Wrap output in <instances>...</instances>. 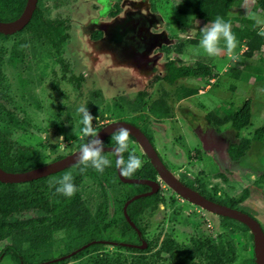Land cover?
<instances>
[{
  "label": "rangeland",
  "instance_id": "1",
  "mask_svg": "<svg viewBox=\"0 0 264 264\" xmlns=\"http://www.w3.org/2000/svg\"><path fill=\"white\" fill-rule=\"evenodd\" d=\"M53 2V0H44V5L52 7ZM125 2L126 7H128L129 0H125ZM175 4V0H155L157 15L162 18L164 23L162 28L165 29L170 39L167 42L168 47L162 48L164 52H162L159 60L161 62L160 66L171 60H176L178 66H196L197 63H203L212 67L209 75L201 77L200 80L195 77L179 79L175 85H171L162 77H159L161 78L159 80L157 79V75H164L165 69L159 70L157 66L151 67L142 59L136 64L131 62L132 64L128 65L124 61L126 60L124 56V60L123 58H116V55L110 51L106 44L98 42L97 46H89L86 49V52L89 53L87 57L95 67L101 66L106 69L113 68L114 70H109V72L102 75V78L97 79L96 76L92 77L91 72L85 67L80 68L78 61L74 66H70L68 63L70 54H66L68 58L65 59L59 49L56 50L43 37L41 40H34L32 47L29 46L27 51L23 46L25 51H23V54L28 55V60L31 59V62L36 60L40 66L33 70L34 73L27 72L29 80L34 81L32 85L29 83L31 88L28 90V92L30 91L28 98L25 99L26 92L19 91V94L15 95L16 99L10 100L12 107H9V111L14 115L15 121L0 119V125L11 134L9 138L17 144L34 150L41 163L47 164L76 151L83 142L81 133L83 127L81 124L82 115L78 112L79 107H88L89 112L96 118L93 120V127L97 128L101 126L100 124H106L108 120L119 118L117 107L121 104V100L127 106L128 100L133 101L137 98L136 94L138 92L147 90L149 93V99H147L152 102L165 90L171 95L169 98L170 117L158 121L147 114L150 118L147 123L149 129L137 120H134V122L147 133H152V136L148 134L152 137L159 154L169 165L172 172L175 175L191 173L201 183H207L218 191L221 190V193L223 191V194L225 192L231 193L232 198L239 196L246 187L255 188L264 194V178L262 177L264 174V142L258 141V144H256L258 150L254 149L252 153L243 158L241 163L235 155L234 159L237 165L242 168L248 166L250 169H245L242 173L238 171L231 173V179L225 182L216 175L222 168L211 158V155L202 153V144L193 133L192 126L178 113L180 106L193 109L198 114L203 115L197 122L202 120L201 123L204 125L206 121L204 115L209 112L213 111L222 115L225 112L228 113L230 106L241 109L245 102L251 99L254 113L251 124L245 128L241 137L253 136L255 131L264 125V78L259 77L257 72L259 70H255V68H260V65L264 67V62L260 61V57L264 58V50L256 51L254 56L247 57L245 53L247 51V45H245L247 41H238L235 54L238 55L239 59L235 62L229 59L226 50L218 57L207 56L199 45L203 29L205 26L210 25L194 16L179 14L175 10ZM255 6L257 5L254 0H238L230 11V20L242 28L245 27L243 21L253 19L252 17L255 16L262 21L260 24L263 26L264 12L259 11L257 13L254 9ZM51 12L55 13L56 11L52 10ZM255 25H259L257 21ZM249 36L250 38L254 36L252 30L249 32ZM20 39L21 35L7 38L0 36V55L4 57L2 64L5 63V66L11 55V46ZM180 44L184 46L183 52L177 53L176 48ZM41 45H44V47ZM221 46H224L223 41H221ZM62 53H64L63 50ZM242 65L246 68L245 72H250L252 77L249 81L250 84H245L241 80H234L231 78L233 76L229 75V69L240 68ZM141 67L146 70L141 69ZM81 69L87 70L85 78L90 82L88 85L80 87L84 78L80 77V79L82 78L80 80L75 77V81L67 80V83L71 84V87H68L66 91L68 95L64 94L63 91L56 92L53 81L56 85L55 83L64 74L67 77L72 76L73 70L81 75ZM224 69L226 71H223ZM5 70L10 79L15 78V70L10 65ZM5 70H3V73ZM46 71H50V73L46 74ZM95 71L97 72V70ZM4 78L5 75H3V86L7 90V82L4 81ZM93 80H96V85L91 84ZM180 86L194 89L197 93L190 98L179 99L177 89ZM208 86L211 87L207 89ZM200 90L202 92L198 93ZM95 92H99V95H96ZM127 108L129 109V105ZM185 112L188 113V111ZM133 114V112H130L128 118H132ZM124 117H127V115ZM227 127L229 126L225 128ZM61 136L63 142L58 139ZM233 140L234 138H231V141ZM135 143L133 142L130 145V149L141 158L144 153L139 145ZM107 158L111 160L112 155L108 154ZM67 170L68 168L50 175L52 178H49L40 189L41 195L46 196L51 184L65 174H69ZM36 190L38 191V188ZM106 191L109 192L110 198H112L111 201L107 198ZM159 192V207L151 213L147 210L141 216L142 225L146 230L145 235L150 240L148 251L130 250L122 248L120 245L102 243V246L86 251L81 256L66 257L62 260L64 264H172V257L168 252L157 254L162 250L164 243L169 241L175 242V245L172 246L171 244L174 252L177 251V244L190 248H196L199 245L198 248H200L201 253L193 256L196 264H210V261L213 263L215 258L211 256L226 243L232 246V253L230 256L223 258V264H244V260L251 256L253 240L249 235H244L243 232L237 229L226 228L224 226L225 221L221 217L211 215L197 206L195 207L178 199L177 195L165 184H162ZM134 193H136L135 187L122 186L117 182L110 188L107 184H100L98 179L87 172L79 180L78 196L84 206L92 213L98 211L101 206L107 208L108 221L116 219L121 223L120 207L122 200ZM237 208L250 214V211L244 207L238 205ZM19 217L22 222L37 218L36 210L29 208ZM100 224L103 227L105 223L101 222ZM39 225L41 224L36 222L35 227ZM13 230L12 225L0 224V253L5 252L6 247L11 246L10 238L4 235ZM97 236L96 239L122 238L117 230L103 231ZM54 238L51 245H43L33 251H28L29 245L25 244L23 248L27 254L25 261L32 263L46 261L51 257H63L68 252H73L86 245L87 241L92 239V233L83 236L84 239L82 240L73 236L69 237L64 232L56 233ZM131 238V233L123 237L126 240H131ZM12 256L11 252H5L0 264H15L16 261Z\"/></svg>",
  "mask_w": 264,
  "mask_h": 264
},
{
  "label": "trees",
  "instance_id": "2",
  "mask_svg": "<svg viewBox=\"0 0 264 264\" xmlns=\"http://www.w3.org/2000/svg\"><path fill=\"white\" fill-rule=\"evenodd\" d=\"M237 1L238 0H175V10L181 15L194 16L208 25H211L217 16L222 17L226 22L231 24V31L235 34L239 42L247 41V43H245L247 45V51L245 53L247 57H252L256 51H262L264 49V36L258 34L263 29L262 24L255 25L256 20L254 19L243 21L245 23V27L242 28L236 23H233L229 18V14L232 7L236 5ZM254 1L257 5L255 6L256 8H254L255 11L257 13L259 11L264 12V0ZM25 3L26 0H0V20L10 21L17 18V16L21 14ZM41 16L42 10L39 5L35 10L32 19L29 21V24L26 26V29L36 35H39L40 33L43 34L51 30L52 28L48 23L42 22ZM253 25L255 26L253 27ZM251 30L254 33L252 38L249 36V32ZM52 37L53 34L51 35V38ZM192 42L195 43L196 41ZM183 47L184 46L180 44L178 48H176L177 53H182ZM14 50V53L21 54V45H16ZM261 60L264 61V58L262 57ZM211 69L212 67L210 65L208 66L203 63H197L196 66H178L176 60H171L166 64L165 73L162 76V79L171 85H175L179 79L189 77L201 78L205 75H209ZM233 70L234 69H231L229 71V75H231V73L233 74ZM259 73H264V67L262 65H260ZM196 93L197 92L194 89L182 88L181 86L177 89L179 99L189 98ZM96 95H99V93ZM170 96V93L164 90L158 98L149 102L148 91L141 90L137 98L133 101L128 100L127 106L129 105V109L126 106V103L121 100V104L117 107V115L119 117H123L128 115L130 112H133L140 113L138 115L143 118H147L145 115L149 114V116L155 117L159 120L167 119L171 115V107L169 103ZM252 106L253 102L249 99L245 102L241 109H235L234 106H230L231 108L228 113L225 112L224 114L219 115L212 111L205 115V119L208 125L218 132H220L223 127L229 126L230 129L236 131L238 134L241 130L247 128L251 124ZM142 112L147 113L143 114ZM138 115L133 116L131 118L132 121L130 122L135 123L134 120L139 121ZM0 119H11V121H15L14 117L10 115V111L4 107L3 103H0ZM100 129L101 126L95 128L97 132ZM10 136V132H7L4 127L0 125V166L4 170L8 172H25L43 165L34 150H30L28 147L15 143L11 138H9ZM148 136L152 142L153 140L151 136ZM236 138H238L239 142L231 146L230 155L233 159L235 155H237V159L241 161L249 153H252L254 149L258 150V148H256L258 141L264 142V125L258 128L253 136H250V138L239 139V136ZM129 139L130 145L133 142L135 143V139L132 136H130ZM86 140L87 138H83V142L81 144L85 143ZM104 145L116 146L115 141L112 139V135L106 139ZM103 155L107 157L108 153L104 152ZM123 156L124 159L127 160L128 152H125ZM60 158L62 157H59L56 160ZM140 159L143 161V166L137 170L134 175L127 178L157 179V171L151 165L147 156L142 154ZM111 161L112 166L106 168L102 174L98 173L91 167L82 173L80 169L83 165L80 163L69 167L67 171H69V173L73 176V183L77 187L76 194L71 198L55 194V187H51L46 196L41 195L40 189L49 178H52L51 176L19 184L3 183L0 181V224H8L14 227L13 231L4 235L8 236L12 242L11 246L7 247V252H11L10 249H13L18 254H21V252L24 251L23 248L25 244H28L29 250L32 251L37 247L39 249L43 245H51L55 239L54 235L62 232L66 233L69 237L73 236L79 240L84 239L83 236L92 233L91 240L94 241L98 238L97 234H101L103 231L117 230L124 237L129 233H133L134 237L138 239L137 232L129 224L123 214V206L127 200L136 194L147 192L149 187L146 185L123 183L117 174V168L115 166L116 159L114 154L112 155ZM86 172L98 179L100 184H107L110 188H112L117 182L122 186L136 188V193L129 195L122 200L120 207V215L122 219L121 223H119L116 219L111 221L107 220V208L105 209L101 206L98 211L92 213L84 206L78 196V186L80 177ZM115 180H117V182H115ZM36 188H38V191ZM249 193L250 191L248 189H244L239 197L231 199L229 206L237 208L238 205L249 196ZM106 195L111 201L112 198H110L108 191H106ZM111 203L114 204L113 202ZM159 203L160 196L158 192L148 197H141L133 201L128 206L127 213L131 221L134 222L143 235L146 230L142 225L141 216L144 215L147 210H149L150 213L156 210L159 207ZM29 208L36 210L37 218L22 222L19 216L23 212L28 211ZM220 217L223 221H225L224 226L226 228L230 227L233 230H240L244 235H249V237L253 239V235L250 233V230L246 225L228 217ZM36 222L41 225L35 227ZM47 222L48 224H46ZM101 222L105 223L103 227L100 224ZM108 239L121 240L125 242L131 241L128 239H117L111 237H108ZM91 240L87 241V243L91 242ZM171 244L173 246L175 245V242H165L162 250L157 254L159 255L161 252H170L172 264H196L193 256L201 253L200 248H198L199 245L196 248H190L182 247L177 244V251L174 252ZM100 246H102V243L95 242L85 250L79 252L75 255V257L81 256L86 251ZM228 248L230 249L224 250L222 246L219 247L217 252L213 253L211 256L212 258H215V261L213 263L210 261V264H223V258L230 256L232 253V246L230 244H228ZM128 249L135 250L133 248ZM148 250L149 248L140 251L145 252ZM17 253L15 254L18 255ZM58 263H64V261H59ZM244 264H256L254 252H252L251 256H248L246 260H244Z\"/></svg>",
  "mask_w": 264,
  "mask_h": 264
},
{
  "label": "flooded vegetation",
  "instance_id": "3",
  "mask_svg": "<svg viewBox=\"0 0 264 264\" xmlns=\"http://www.w3.org/2000/svg\"><path fill=\"white\" fill-rule=\"evenodd\" d=\"M53 1L54 2L52 3V7L45 6L44 0H38L37 6H36V9L39 5L41 7L42 22L48 23L52 28L48 32L43 33V34L40 33L39 35L33 34L30 30L26 29V26L29 24L28 23L22 30L16 33L6 34V35L0 33V36H5L6 38L10 36L21 35V39L17 40L11 46L12 48L11 55L9 56L6 62V66H5V63L2 64V62H4L3 61L4 57L0 55V103H3L6 109L10 110L9 107H12L10 100L16 99L15 95H18L19 91L26 92L25 99L28 98L29 96L28 93H30V91L28 92V90L31 88L29 83H31L32 85L34 81L29 80V77L27 76V72L34 73L33 70L36 67H39L40 64L36 60H33L32 62H31V59L28 60L27 58L28 55L23 54V51H24L23 46L26 48V51H27L29 46L32 45V42L34 40H41L43 37H45L48 40V42L51 43V46L56 48V50L58 48L65 59L68 58V55L66 54L68 53L70 54V58L68 60V63L70 66H74L76 62L78 61L80 68L85 67L87 70L91 72L92 77L96 76L97 79L102 78V75L109 72V70H114L113 68L106 69L105 67L103 68L101 66L95 67L94 65H92L91 61L89 60V57H87L89 53L86 52L87 51L86 49L89 46H97L98 42L106 44L107 47L110 48V51H112V53L116 55V58L120 59V58H123L124 56L126 60H124V58L123 60L125 61V63L127 62L126 64L128 65L132 63L136 64V62L138 63V61L142 59L143 61H146L151 67L157 66L159 70L166 69V64L168 62L160 66L161 62H159V60H160L162 52H164L162 48L168 47L167 42H169L170 39L168 38L167 32L165 31V29L162 28L164 26L162 18L159 15H157L158 13L156 10L155 0H129L128 7H126L125 0H53ZM26 4H27V0L25 3V6ZM25 6L23 7L22 12L24 11ZM52 10L53 11L55 10L56 12L52 13L51 12ZM19 16H17V18ZM17 18L12 19L10 21H14ZM0 21L10 22L6 20H0ZM52 34H53V37L51 38ZM15 44L21 45V54L14 53ZM41 46L44 47V45H41ZM62 50L64 51V53H62ZM8 65H10L15 70V74H16L15 78L10 79L7 76L5 68H7ZM65 67L68 68L67 66ZM141 69L146 70L145 68H142V67ZM3 70H5L4 73H3ZM87 70L81 69L80 70L82 72L81 75H78L76 70H73L72 76L70 77H67V75L64 74L55 83L56 85H54V81H53L52 83L56 89V92L63 91L64 94L68 95L66 91L68 87L69 88L71 87V84L67 83V80L75 81L76 80L75 77H78V79H80V77L84 78V81L82 82V85L80 87L86 84L88 85V83L90 82L88 81V79L85 78V75H87ZM95 70H97V72ZM49 73L50 71L49 72L46 71V74H49ZM3 75H5L4 81L7 82V85H6L7 90H5L6 88L3 86ZM160 75H157V76L162 77ZM159 79L161 78H158V80ZM62 80L64 82H61ZM91 84L96 85V80H93ZM50 87H51V84H50ZM87 88H90V87H87ZM199 92L200 91H198V93ZM95 93L98 94L99 92H95ZM138 94L139 92L136 95L138 96ZM24 103H27V102H24ZM185 111H188V113H186ZM142 113L146 114L145 112H142ZM178 113L184 118L186 122L190 124V126H192L193 133L196 135V137L199 138L202 144L201 150H203L204 149L203 143H204V138L206 137V135H205V132L202 130V126H203V124L201 123L202 120L197 122L198 119L203 117V115L198 114L193 109L186 108V106H180L178 108ZM138 114L140 113H134L133 115L137 116ZM10 115L14 117L13 114L10 113ZM145 116H147V118H143L140 115H138V120H139L138 122L140 124L145 125L148 128L147 123L150 120V118L148 117L147 114ZM115 121L130 122L132 120L131 118H128V115L127 117L123 116L117 119L113 118L112 120H108L106 124H103V125L100 124L101 128ZM130 123L139 127L147 136L149 134L152 136L151 132H148L149 133L148 134L138 124L133 123V122H130ZM209 127L210 129L207 128L208 130L206 131L208 137L213 141L216 148L217 146H219L220 150L224 152V150H226V148L228 147V144L231 142L229 130L226 131L225 134H222L221 131L220 132L216 131L210 125ZM152 143L154 144V141H152ZM104 146H108V145H104ZM156 147L157 146H155V148ZM106 153L111 154V155L114 154L112 152H106ZM65 156H62V158ZM161 159L163 160L162 157ZM163 162L168 167V169L172 172L169 165H167L164 160ZM239 162L241 163L242 160ZM220 164L222 165L221 166L222 170L216 173V175L220 177L221 179H223L225 182L231 179V173L236 172V171L242 173L245 171V169H250L248 166L246 168L245 167L242 168L241 166L237 165V163L235 162V159H233L232 156H231V160L230 159L228 160L227 158H225V153H223V158L221 159ZM176 176L185 185L192 188L193 190H196L197 192H199L201 195H203L207 199L213 202L222 204V205H226V206L230 205V201L232 199L231 193L225 192L223 194V191L221 193V190L218 191L216 188H213L211 185H208L207 183H201L196 177H193L191 173H183V174H178V175L176 174ZM162 184H165V183H161V186ZM161 186H160V189H161ZM148 191H150V187ZM174 194H176L178 199L182 200L183 202H187L188 204L193 205L195 207L197 206L203 211L211 215L220 217L217 214L211 213L208 210L203 209L202 207L189 202L188 200L182 198L178 193L174 192ZM134 229L138 234L137 228H134ZM121 236H122L121 239H123L124 236L123 235ZM137 236H138V239H136L133 233H131L132 238L130 242L105 238V239H97L87 244L91 245V244H94L95 242H100V243H107L111 245H120L122 248H133L137 251L147 249L148 247L145 249H142L139 247L142 244V241L139 237V234ZM143 237L149 246V243H150L149 238L145 234L143 235ZM117 239H120V238H117ZM222 247L224 250L230 249L228 248L227 243L224 246L222 245ZM5 250H6L5 252H7V247ZM10 251L13 255L12 257L14 261H16L15 264H64V263H58L59 261H62V260H58L54 262V260L60 259V257L62 256H58L55 258L51 257L50 259L46 261L30 263V262L25 261V258H27V254L25 251L21 252V254L20 253L18 254L13 249H10ZM28 251L30 250L28 249ZM5 252L0 253V262L5 256ZM73 252L70 251L68 252V254H65V256L63 257H67V258L68 257L70 258L72 256L75 257V255L79 253V252L77 253H73ZM15 253H17L18 255H16ZM168 254H170V252H168Z\"/></svg>",
  "mask_w": 264,
  "mask_h": 264
},
{
  "label": "water",
  "instance_id": "4",
  "mask_svg": "<svg viewBox=\"0 0 264 264\" xmlns=\"http://www.w3.org/2000/svg\"><path fill=\"white\" fill-rule=\"evenodd\" d=\"M37 3L38 0H27V4L25 6L24 11L16 20L10 22L0 21V33L6 35L13 34L22 30L31 20L32 15L36 9ZM121 126L129 129L130 136L135 139L143 153L149 159L151 165L157 171V179L155 180L147 178H127L125 176H122L120 170L116 167L118 177L123 183L146 185L150 187V191L143 192L141 194H136L135 196L127 200L123 206V213L132 227L137 228L134 222L131 221L127 213L128 206L133 201L141 197H148L157 193L160 190L161 183H165L170 189L178 193L182 198L188 200L189 202L198 205L211 213L231 218L246 225L249 228L250 233L253 235V252L255 262L256 264H264V229L261 223L256 218L242 210H239L238 208H232L226 205L213 202L201 195L196 190H193L192 188L185 185L182 181L178 179L175 174H173L168 169V167L161 159L154 144L151 142L148 136L136 125L126 121L111 122L103 126L98 131L99 138L102 139V141L104 142L110 135H112L113 132H115ZM115 147L116 146H104V152H112L115 154ZM79 150L80 148L61 159L55 160L47 164H43L40 167L33 168L25 172H8L0 166V181L3 183L19 184L31 182L34 180L48 177L52 174L59 173L79 163ZM116 158L117 157L115 154V159ZM137 231L142 241V244L139 247L142 249L147 248L148 244L144 240L142 232L138 228ZM89 245L90 244H87L73 253L80 252ZM65 258L66 257H61L60 259L54 260V262L58 260H64Z\"/></svg>",
  "mask_w": 264,
  "mask_h": 264
},
{
  "label": "clouds",
  "instance_id": "5",
  "mask_svg": "<svg viewBox=\"0 0 264 264\" xmlns=\"http://www.w3.org/2000/svg\"><path fill=\"white\" fill-rule=\"evenodd\" d=\"M252 18L258 24L262 23L257 17L253 16ZM258 34L264 36V30H261ZM221 41L224 42L223 47L221 46ZM237 45L238 40L231 31V24L226 22L222 17L217 16L210 26H205L203 29L199 46L204 54L209 57H218L226 50L229 59L235 62L239 59L238 55L235 54ZM78 112L82 115V137L87 138L86 142L81 144L79 150L78 161L83 165L80 171L83 173L91 167L102 174L106 168L112 166V161L103 155L104 142L99 138V133L93 127V120L96 118L93 117L86 106L79 107ZM129 138L130 131L126 127L121 126L112 133V139L116 144L114 148L117 157L115 166L120 170L121 175L125 177L134 175L143 166V161L130 149ZM58 139L63 142L62 136ZM125 152H128L127 160L123 156ZM73 180L74 178L70 173L65 174L49 187H55V194L71 198L77 192V187L73 183Z\"/></svg>",
  "mask_w": 264,
  "mask_h": 264
},
{
  "label": "crops",
  "instance_id": "6",
  "mask_svg": "<svg viewBox=\"0 0 264 264\" xmlns=\"http://www.w3.org/2000/svg\"><path fill=\"white\" fill-rule=\"evenodd\" d=\"M262 28H264V25L262 26ZM246 45V44H245ZM244 45V46H245ZM246 49H247V47H246ZM264 50V49H263ZM260 58H262V57H260ZM258 60V59H257ZM260 61H262V60H260ZM262 62H264V61H262ZM231 69H229V71H230ZM245 70H246V68H245V66H240V68H236V69H234L233 70V74L231 73V75L233 76V77H231V78H233L234 80L236 79L237 81H242L243 83H245V84H250V79L252 78L251 76H250V72H245ZM255 70H260V68H255ZM223 71H226V69H224ZM232 72V71H231ZM258 73H259V71H257ZM259 77H262V78H264V73H259ZM244 78H246V79H244ZM199 80L200 79H202V78H198ZM261 86V85H260ZM211 86H208V88L207 89H209ZM262 88V87H261ZM264 90V89H263ZM202 91L200 90V93H201ZM190 98V97H189ZM253 113H254V109H253V106H252V116H253ZM263 117V116H262ZM152 118H155V117H152ZM252 118V117H251ZM264 118V117H263ZM158 121H162V120H164V119H162V120H159V119H157ZM147 122V121H146ZM263 122H264V120H263ZM210 129V127H209V125H208V123L205 121V124L202 126V130L205 132V135H206V137L204 138V149L202 150V153L203 154H209V155H211L212 157L211 158H213L214 159V161L217 163V165L221 168V159L223 158V153H225V158H227L228 160L230 159L231 160V156H230V148H231V146L232 145H234V144H236V143H238L239 142V140H238V138H236L237 136H239V139H241V138H250V136H248V135H246V136H243V137H241L242 135H243V131L245 130V128L243 129V130H241L238 134H237V132L236 131H234V130H232V129H229L228 127L227 128H225V127H223L222 128V130H221V133L222 134H225L226 133V131H228L229 130V132H230V137L233 139L234 138V140L233 141H231L229 144H228V147L226 148V150H224V152H222L221 150H220V147L219 146H217V148H216V146H215V144L213 143V141L208 137V135H207V133H206V131L208 130V129ZM224 129V130H223ZM226 129V130H225ZM208 152V153H207ZM205 156V155H204ZM210 158V159H211ZM263 178H264V175L262 176ZM252 178H254V177H252ZM263 185H264V183H263ZM244 189H248L249 191H250V193H249V196L243 201V202H241L240 204H239V206H241V207H244V208H246L247 210H249L250 212V214H252L253 216H255L259 221H260V223H261V225H263L262 227H264V194H263V192H261V191H257L255 188H249V187H246V188H244ZM243 189V190H244ZM243 190L241 191V194H242V192H243ZM240 194V195H241ZM239 195V196H240ZM239 196H237V197H239ZM237 197H234V198H237Z\"/></svg>",
  "mask_w": 264,
  "mask_h": 264
}]
</instances>
